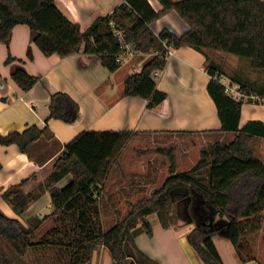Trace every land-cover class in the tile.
Listing matches in <instances>:
<instances>
[{
  "label": "trees",
  "instance_id": "obj_1",
  "mask_svg": "<svg viewBox=\"0 0 264 264\" xmlns=\"http://www.w3.org/2000/svg\"><path fill=\"white\" fill-rule=\"evenodd\" d=\"M158 1L163 7L160 12L148 0H123L111 15L99 17L82 32L61 12L55 0H0V40L8 45L11 30L27 25L35 34V45L45 56L66 58L80 53L84 47L85 53L97 55L112 73L122 65L119 57L127 51L122 45L132 43L135 53L154 55L139 72L125 80L124 95L147 100L148 109L156 108L167 98L158 89L154 76V72L161 73L168 65L167 47H189L202 53L218 51L246 59L253 69L264 71V1ZM171 11L185 21L189 31L182 36L167 29L155 34L151 24ZM115 29L125 34L122 42L115 36ZM208 73L212 77L208 92L217 107L221 132L234 135L230 143L216 142L205 147L199 160L182 172H176L174 150H162L170 156L169 176L150 197L132 205L125 218L106 230L102 188L135 133L82 131L66 144L45 183L52 201L49 216H34L23 224L0 210V264H18L9 251L22 260L34 250L54 252L43 264H91L94 252L102 247L109 250L113 264H157L139 249L135 239L142 232L153 235L148 217L171 210L177 190H186L201 199L198 212L202 222L187 234V242L203 264H224L213 242L217 234L232 243L243 262L256 261L255 257H244L240 245L244 236L259 231L263 223L264 162L257 159L253 143L264 139V123L253 120L240 127V120L245 103H263L233 99L220 82L223 70L210 65ZM13 80L23 91H29L39 78L19 69ZM233 80L248 94L264 97V87L254 88L246 77L239 74ZM50 111L49 119L67 124L74 123L80 115L78 103L61 92L52 96ZM44 137L52 139L54 134L48 127L32 126L24 132L0 134V145H16L22 153H28ZM69 174L71 183L65 188L56 187ZM26 182L10 186L2 194L18 216L44 191L39 188L25 193ZM212 216L226 223L215 229L210 225ZM47 222L51 226L39 242L34 241ZM37 261L42 262L40 257Z\"/></svg>",
  "mask_w": 264,
  "mask_h": 264
},
{
  "label": "crops",
  "instance_id": "obj_2",
  "mask_svg": "<svg viewBox=\"0 0 264 264\" xmlns=\"http://www.w3.org/2000/svg\"><path fill=\"white\" fill-rule=\"evenodd\" d=\"M55 1L61 12L76 23L82 32L99 17L111 15L123 2ZM148 1L155 11L160 12L163 9L158 0ZM150 27L157 35L165 29L177 36L189 31L188 25L175 11L166 13ZM34 37L35 34L29 26L17 25L11 30L8 45L0 40V134L5 136L12 131L24 132L32 126H37L40 129L48 127L54 137H44L36 141L28 153H22L16 145H0V210L6 216L18 218L25 224L34 216L46 218L51 214L50 190L45 187V183L57 159L63 154L66 144L82 131H130L135 133L131 140L140 137L147 140L139 141V145H148L156 139L174 136L201 134L205 137L215 135L222 138L227 135L226 132H221L222 123L217 107L208 92L212 77L208 73L207 52L202 53L189 47L174 49V55L169 59L167 67L156 78L158 89L165 92L167 98L156 108L148 109L147 100L124 95V82L139 72L154 54L135 53L133 57H126L121 67L112 73L97 55L85 53L84 47L80 53L66 58L57 55L47 57L35 45ZM19 69L39 78L38 83L29 91H23L13 80V75ZM59 92L68 94L80 107V115L74 123L67 124L59 119H49L51 98ZM259 109V104L245 103L242 107L240 127L253 120L264 123V114H259ZM177 147L178 144L173 145L175 152ZM185 151L186 156L183 155L182 160L180 159L185 160L182 164L192 162L188 147ZM128 157L129 155L116 169L117 172L115 167L118 162L114 164L102 188V210H107L106 215L102 212V219L110 228L125 218L132 205L150 197L161 185L155 182L158 173L153 164L149 165L147 170H130V167H127ZM197 161L188 167H177L176 172L190 169ZM175 162L178 163L179 158ZM167 177L164 176L165 179ZM132 178H146V182L151 184L145 189L140 186H125L127 180L131 181ZM23 181H27L23 186L25 193L29 194L39 188L44 191L21 216H18L3 199L2 194L10 186L21 184ZM71 181L72 175L69 174L57 182L56 187L65 188ZM115 182L116 189V186L110 185ZM200 201L197 195L189 194L186 190L175 191L171 210L148 217L153 235L142 232L136 236L135 241L139 249L157 264H203L187 242V234L201 224L197 210ZM175 222L178 225H174ZM225 223L224 219L216 220L215 217L211 226L219 228ZM213 242L224 264H262L258 260L243 262L232 243L221 234L215 235ZM36 251L42 250L29 251L33 253L34 260L39 257ZM27 257L28 255L23 264H31ZM91 264H113L109 250L102 247L95 251Z\"/></svg>",
  "mask_w": 264,
  "mask_h": 264
},
{
  "label": "rangeland",
  "instance_id": "obj_3",
  "mask_svg": "<svg viewBox=\"0 0 264 264\" xmlns=\"http://www.w3.org/2000/svg\"><path fill=\"white\" fill-rule=\"evenodd\" d=\"M264 1V0H262ZM208 54V63L210 65H215L219 67L221 70H223L224 75L222 76L221 80H233V77L235 75H242L246 77L252 84L254 88H259V87H264V71L261 70H255L251 67L250 63L246 59H241L233 55H228L225 53H221L218 51H206ZM121 74H124V72H120ZM120 76V75H119ZM259 114L262 113L264 114V104L259 105ZM209 137H205L200 135H188L185 137L182 136H174V138H161V139H156L155 141L151 142L148 145H139V141H147L145 138H134L133 140L129 141L128 147L124 150V153L122 157H120L117 166L115 167V170L120 167L125 161V158L127 155L129 157L127 159V167H130V170H142L150 168L149 165H154L157 169L158 175L155 176V182L158 184H162L165 180L164 176L167 177L166 175H169L168 169L170 168L171 161H170V156L167 155V153H163L162 150H174V159L177 160L179 158V162H175L176 168L181 166V167H188L190 166L191 163L197 161L200 158V153L202 149L205 147L216 143H224L228 144L230 143L234 135L231 133H227L225 137H219L215 135H206ZM134 141V142H132ZM132 142V143H131ZM181 143V144H180ZM147 144V143H144ZM178 144L177 147V152H175V148H173V145ZM180 146V148H179ZM184 148H181L183 147ZM190 150L189 153L191 154V161L185 164H182L184 161L182 160V156H186L184 153L186 149ZM253 147L256 149V157L257 159L261 160L264 162V139H257L253 143ZM179 149V151H178ZM150 159V160H148ZM181 159V160H180ZM180 164V165H179ZM117 172V170H116ZM51 175V174H50ZM120 175V174H119ZM118 179V178H117ZM164 180V181H163ZM116 183H111L110 185L116 186ZM146 182V178H132L131 181H128L125 183V186H140L142 188H147L151 183ZM161 186V185H160ZM120 187V186H119ZM118 187V188H119ZM117 186L115 187V189ZM147 198V197H146ZM201 201L199 204V207L201 205ZM197 207V210L198 208ZM104 211V215L107 214V210ZM262 218H263V223L261 226V229L259 231L249 233L246 236H244L243 241L241 242L240 245V250L241 253L243 254L244 257L250 258V257H255L257 258L258 261H260L262 264H264V211L262 212ZM215 217H211V223L212 220ZM216 220H220L219 217H216ZM202 222V221H201ZM104 228L109 229L110 225L104 222ZM210 223V225H211ZM174 225H178L177 222L174 223ZM51 226V223L49 222L48 224L45 225V227L37 234L36 238L34 241L39 242L42 237V233H44L49 227ZM212 227V226H211ZM214 228V227H213ZM217 228V227H216ZM215 228V229H216ZM9 251V250H8ZM10 255L17 261L18 264H23L24 258L21 260L19 259L12 251H9ZM110 253V252H109ZM36 254L41 258L42 262H46V260H49L52 258L54 252L47 250L45 251H36ZM26 258V257H25ZM27 259L31 261V264H37V260H34V255L33 253H29ZM38 259V257H37ZM29 262V261H28ZM29 264V263H28Z\"/></svg>",
  "mask_w": 264,
  "mask_h": 264
},
{
  "label": "built area",
  "instance_id": "obj_4",
  "mask_svg": "<svg viewBox=\"0 0 264 264\" xmlns=\"http://www.w3.org/2000/svg\"><path fill=\"white\" fill-rule=\"evenodd\" d=\"M0 25H1V19H0ZM115 36L118 38L120 42L124 40L126 37L125 34L119 30L115 29ZM166 44V43H165ZM124 48L127 50L124 54L120 55L119 61L123 63V61L126 59V57H133L135 55V52L132 50L133 44L128 43V44H123ZM174 55V49L172 47H167V52H166V57L170 59ZM159 72H154V76L157 78L159 76ZM221 84L225 88L226 94L231 96L235 100H248L252 99L256 102H261L264 104V97H261L259 95L255 94H248L241 84L237 82H233L231 80H220Z\"/></svg>",
  "mask_w": 264,
  "mask_h": 264
}]
</instances>
